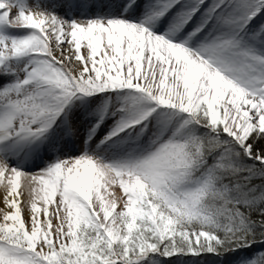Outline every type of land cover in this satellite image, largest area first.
<instances>
[{
    "label": "snow or ice",
    "instance_id": "6c2138e0",
    "mask_svg": "<svg viewBox=\"0 0 264 264\" xmlns=\"http://www.w3.org/2000/svg\"><path fill=\"white\" fill-rule=\"evenodd\" d=\"M0 264H264V0H0Z\"/></svg>",
    "mask_w": 264,
    "mask_h": 264
},
{
    "label": "bare ground",
    "instance_id": "6f19581e",
    "mask_svg": "<svg viewBox=\"0 0 264 264\" xmlns=\"http://www.w3.org/2000/svg\"><path fill=\"white\" fill-rule=\"evenodd\" d=\"M38 2L44 3V2H46V0H38Z\"/></svg>",
    "mask_w": 264,
    "mask_h": 264
},
{
    "label": "rangeland",
    "instance_id": "374dc122",
    "mask_svg": "<svg viewBox=\"0 0 264 264\" xmlns=\"http://www.w3.org/2000/svg\"><path fill=\"white\" fill-rule=\"evenodd\" d=\"M176 258H173V260H175Z\"/></svg>",
    "mask_w": 264,
    "mask_h": 264
}]
</instances>
